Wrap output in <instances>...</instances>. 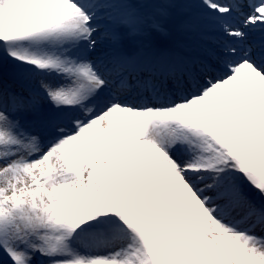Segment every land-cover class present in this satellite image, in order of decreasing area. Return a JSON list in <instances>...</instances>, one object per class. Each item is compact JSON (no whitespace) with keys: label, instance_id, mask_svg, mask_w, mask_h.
I'll list each match as a JSON object with an SVG mask.
<instances>
[{"label":"snow or ice","instance_id":"1","mask_svg":"<svg viewBox=\"0 0 264 264\" xmlns=\"http://www.w3.org/2000/svg\"><path fill=\"white\" fill-rule=\"evenodd\" d=\"M0 264H264V0H0Z\"/></svg>","mask_w":264,"mask_h":264}]
</instances>
